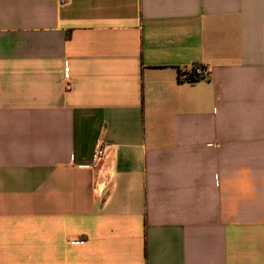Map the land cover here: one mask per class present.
Listing matches in <instances>:
<instances>
[{"label": "crops", "instance_id": "0c3cea01", "mask_svg": "<svg viewBox=\"0 0 264 264\" xmlns=\"http://www.w3.org/2000/svg\"><path fill=\"white\" fill-rule=\"evenodd\" d=\"M0 264H264V0H0Z\"/></svg>", "mask_w": 264, "mask_h": 264}, {"label": "built area", "instance_id": "2783aa9c", "mask_svg": "<svg viewBox=\"0 0 264 264\" xmlns=\"http://www.w3.org/2000/svg\"><path fill=\"white\" fill-rule=\"evenodd\" d=\"M59 1H64V0H59ZM208 74L209 71L207 67H201L197 65L193 67V76L191 77V79L195 80L198 78H206L208 77ZM106 158H107V153L103 148L102 143L98 142L95 146V150L92 157L93 165L101 164Z\"/></svg>", "mask_w": 264, "mask_h": 264}]
</instances>
